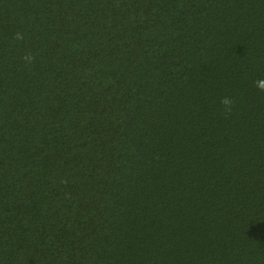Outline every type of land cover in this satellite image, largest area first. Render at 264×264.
<instances>
[{
  "label": "trees",
  "instance_id": "obj_1",
  "mask_svg": "<svg viewBox=\"0 0 264 264\" xmlns=\"http://www.w3.org/2000/svg\"><path fill=\"white\" fill-rule=\"evenodd\" d=\"M259 78L264 0H0V264H264Z\"/></svg>",
  "mask_w": 264,
  "mask_h": 264
},
{
  "label": "clouds",
  "instance_id": "obj_2",
  "mask_svg": "<svg viewBox=\"0 0 264 264\" xmlns=\"http://www.w3.org/2000/svg\"><path fill=\"white\" fill-rule=\"evenodd\" d=\"M26 62H30L31 61V57L25 56L24 57ZM254 86L256 88V90L260 93H264V78H259L254 82ZM220 105H221V112L222 114L225 116V118H227L228 116H230L233 111L234 108L236 106V100L234 97L231 96H223L220 98L219 101Z\"/></svg>",
  "mask_w": 264,
  "mask_h": 264
}]
</instances>
